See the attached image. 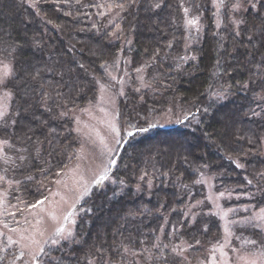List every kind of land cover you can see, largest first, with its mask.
<instances>
[{
  "label": "trees",
  "instance_id": "16d2710c",
  "mask_svg": "<svg viewBox=\"0 0 264 264\" xmlns=\"http://www.w3.org/2000/svg\"><path fill=\"white\" fill-rule=\"evenodd\" d=\"M238 2L233 10L237 0H225L219 16L213 0H0V63L15 74L8 116L20 111L15 128L0 129L14 145L1 154L9 163L0 159L11 204L49 195L81 144L76 112L96 102L109 72L128 80L120 125L147 129L125 138L110 179L78 206L72 242L52 250L60 264H173L174 245L195 257L218 243L220 218L197 205L201 176L235 202L264 208V0ZM109 5L114 12L101 16ZM185 7L195 8L198 31ZM257 234L249 227L242 236Z\"/></svg>",
  "mask_w": 264,
  "mask_h": 264
},
{
  "label": "snow or ice",
  "instance_id": "6c2138e0",
  "mask_svg": "<svg viewBox=\"0 0 264 264\" xmlns=\"http://www.w3.org/2000/svg\"><path fill=\"white\" fill-rule=\"evenodd\" d=\"M79 2V0H77ZM136 0H129V4H135ZM32 7L33 5H29ZM161 5L160 3H157L155 5L156 8H159ZM183 7V5H181ZM213 6L216 8L217 13L219 12L220 8L225 5V0H213ZM114 7L126 10V6L123 3L116 4ZM240 7L239 2L237 0V4L233 6V10H238ZM252 7H255V4L253 3ZM185 16L187 17L189 13L188 8H184ZM243 21H233V24L236 26V34L239 35V26L242 24ZM186 24L188 26H196L198 24V20L196 18L187 19ZM220 22L219 19H217V28H219ZM199 30V29H197ZM249 40H251V36H249ZM184 59H187L185 57ZM193 60H195V57H192ZM105 64H102L101 67H105ZM119 60L114 62L113 65L109 67H118ZM81 68L84 67L83 64L80 65ZM4 71L0 72V89H3L2 93H0V129H8L9 127L15 128L18 121L14 118L15 116L20 115V111L18 109H14V116L10 118L8 116L7 108H8V102L12 101L14 99L13 93L10 89V82L11 80L15 79V74L12 71L11 68H9L7 65L4 66ZM107 70V69H106ZM139 71V69H138ZM38 75V73L36 74ZM109 75L113 81H117V77L115 75H112L109 72ZM33 79H35V76H33ZM119 83V81H117ZM99 83V81H97ZM107 85H101V89H105ZM245 87H247V84H245ZM123 95V92L120 93ZM220 99L224 98V94L220 93L217 94ZM51 97L48 94L42 95V100L44 102L45 111H48L50 113L53 112L52 106H49L47 101ZM58 103V102H57ZM207 111V109H205ZM55 116V113H53ZM60 116L66 115V112H60ZM9 119H11V124H9ZM77 124H79V120L76 121ZM135 125L130 126V128H134ZM146 128H138L136 131H132L130 129L123 128L122 126H118L114 122L109 123V135L111 137V142L105 137L99 138V146H100V156H107V163H104L103 159L100 160L99 167L101 168L100 171L95 172L92 176L91 181L85 179V173L89 171V167L85 166L84 170H81V165L77 164L74 168H72L69 171H58L55 173L56 177L58 179L55 180V184L58 186H62L65 189H68V191H71L75 193L74 196H68L67 193H61L60 191L51 192V196L53 198L58 197L59 199H50L48 196L43 197V199H36L31 204L25 203V206L23 208L19 207L18 205H12V207L16 208V211H10L5 201H7V189L4 191H0V207L3 208V212H0V216H3L4 213H7V216H10L15 220V217L17 215V212L23 214L24 212H28L35 218V225L33 226V231L29 232L27 228H16V227H9L8 223L5 220L2 222L3 227L7 229L8 232L16 234L18 237L17 239H13L12 236H7V248H0V251L7 252L9 248H12L13 245H16L18 248V251L11 252V260L7 261V256H0V264H5V261H7V264H17V261H20L21 264H60L59 260L52 256V250L55 248L57 251L62 247L61 241L64 242H72L73 238V232L70 228H65V224L68 222L75 223V220L73 219L74 215L78 213L79 208L77 205L84 200L86 196H89L91 194V190L93 187H99L102 186L103 182L110 179V172L114 166L117 165V160L114 158L116 154L119 151V147L125 143V138L129 137H135L137 132L146 131ZM76 131H80L79 129H76ZM8 134V133H6ZM14 135V133H11ZM28 139H31V137H28ZM12 148L14 147L13 144H11L8 140H0V153H3L5 148ZM93 148L96 147V142H93L92 145ZM84 145L81 146V150L83 151ZM20 151V150H18ZM22 151L27 152L28 150L26 148L22 149ZM37 153H39V149H36ZM21 160L27 159L25 156L19 157ZM0 159H3V162L5 164L9 163V159L6 156H0ZM71 160V157H69ZM77 159L83 161L87 159V154L84 156H78ZM236 166L238 168H242L243 165L240 163H237ZM7 171V169H5ZM71 176L74 179V187L69 188L68 184L65 182L63 177ZM264 176V173L261 174ZM28 181H32L34 178L29 175L26 177ZM199 182V181H198ZM7 183L9 187L12 186L13 181L6 180L5 176L0 175V185H3ZM21 181L17 180L15 181L16 185H19ZM252 180H248V184H251ZM51 191V190H49ZM221 196L224 195V193H220ZM218 198L209 197L210 201L215 202V200ZM45 201H48V204H45ZM23 203V202H22ZM200 202H197L199 204ZM67 206L64 208V206ZM219 207V205H216ZM35 210V211H33ZM224 216H227L228 213L224 212ZM256 221H264V209H261L260 212L257 214L256 217H254ZM24 220L26 223H28V219L25 216ZM193 220H195V216H193ZM249 223H252V220L248 221ZM15 223L17 225L20 224L19 220H15ZM51 223L53 225L52 233L51 235H47L45 237V233L47 232V229H40L39 225ZM239 223V222H236ZM256 227H259V223L254 225ZM205 231H207V228L205 227ZM261 231H264V228L261 229ZM225 233L226 238L224 244H221L219 248L213 247L211 249V252L213 255L211 256V262L212 264H229V258H228V252L225 251V248L229 245L230 241L227 239V236L231 235V232L225 227ZM5 233L0 232V237H4ZM41 237V239H37V237ZM196 244H199V241H195ZM245 243H251L255 244V241H245ZM121 247H123L124 253H128L129 249L126 246H123L121 244ZM155 247L160 248V244H156ZM163 247H167V245H163ZM188 247H192L191 244L188 245ZM184 247L182 245H174L171 249V253L174 257L173 264H190V261L188 260V257L184 255ZM232 251H236L235 248L231 249ZM98 252H101L100 249H97ZM219 252V257L215 255L216 252ZM100 259L103 260V255L101 252ZM88 264H93L92 260L88 261ZM104 264H108V261H104ZM200 264H203V261L200 262ZM248 264H256V262L250 261Z\"/></svg>",
  "mask_w": 264,
  "mask_h": 264
},
{
  "label": "rangeland",
  "instance_id": "374dc122",
  "mask_svg": "<svg viewBox=\"0 0 264 264\" xmlns=\"http://www.w3.org/2000/svg\"><path fill=\"white\" fill-rule=\"evenodd\" d=\"M195 8H192L189 10V13L187 15V19L197 18L196 11H194ZM223 11V6L220 8L217 15L220 16ZM114 12V9L112 6H105L103 8V11L101 12L102 15L110 14ZM195 12V13H194ZM199 21L196 26H189L192 27L194 32L195 30L199 29ZM198 31V30H197ZM195 34V33H194ZM198 32L195 34L197 36ZM7 65L9 68H11V65L8 63H0V72H3L4 66ZM12 69V68H11ZM127 76H120L118 75L117 81L111 80L110 82H103L99 81L98 83V98L96 102L93 104H90L87 108L81 110L78 114L76 112V118L75 120H79V124L75 121V128L79 129L80 131H76L79 135V138L81 140V144L77 150V153L75 155V158L72 160V162L67 165V167L63 171H69L74 168L77 164L81 165V170L83 171L85 166L89 167V171L85 173V179L91 181L92 176L95 172H98L101 170L99 167L100 160L103 159L104 163H107V156H100V146H99V138L105 137L111 142V137L109 135V123L114 122L118 126L120 125V122L118 120V114H119V107H118V100L119 96H122L120 93L123 92V95L126 92V86L128 83V80H126ZM101 85H107L105 89H101ZM0 93H2V90L0 89ZM7 108V112H8ZM163 124H168L163 123ZM93 142H96V147L93 148ZM84 145L83 151L81 150V146ZM2 153H0V156ZM87 154V159L81 161L77 159L78 156H84ZM115 158V157H114ZM2 161V160H1ZM0 161V165H1ZM0 175H3L1 171L0 166ZM4 176V175H3ZM6 178V175H5ZM65 182L68 184L69 188H73L74 185V179L71 174L69 176L63 177ZM200 182L203 183L206 187V196L201 200L198 206L202 208L210 207V211L214 214H216L221 222L223 227V236L221 240H219L218 243L213 244L211 246H208L206 249L201 251L199 254L196 253L195 257L190 256L188 253H184L185 256L188 257V260L190 261V264H200L201 261H203V264H212L211 262V256L213 253L211 252V249L213 247L219 248L221 244H224L226 233H225V227L229 229L231 232L230 236H227V239L230 241L229 245L225 248V251L228 252V258H229V264H248L250 261H255L256 264H264V231H261L262 228H264V221H256L253 219L257 216V214L260 212L261 209H255L254 205L251 204H239L235 202L238 199V196H234L232 194H226L224 193L223 196L220 195V193L223 192H217L215 190V184L213 180H211L208 177L201 176ZM2 185H0V191H4L5 189H2ZM94 188V187H93ZM92 188V189H93ZM60 191L61 193H67L68 196H74L75 193L68 191V189L63 188L62 186H58L54 183V185L51 188V191L49 192L48 197L50 199H56L59 198H53L51 196V192ZM209 197L218 198L215 200V202L210 201ZM10 211H16V208L12 207V205H18L19 207L23 208L24 204L20 203H10V199L8 198L7 194V201H5ZM81 203V202H80ZM80 203L77 205V207L80 205ZM45 204H48V201H45ZM219 205L217 207L216 205ZM67 206L65 205L64 208ZM35 211V210H33ZM0 212H3V208L0 207ZM227 212L228 215L224 216L223 213ZM76 215H74L73 219L76 222ZM27 217L28 223L25 222L24 217ZM6 218V222L8 223L9 227H16V228H27L29 232L33 231V226L35 225V218L29 214L28 212H24L23 214L17 212V215L15 217V220H19L20 224L17 225L15 223V220H13L12 217L7 216V213L5 212L3 216H0V232H4V237H0V248H7V236H12V238L15 240L18 237L14 233H10L3 227V221ZM252 220V223H249L248 221ZM239 222V223H236ZM259 223V227H256V225ZM65 228H70L72 232L74 233L75 223L68 222L65 225ZM40 229H47V232L45 233V237L47 235H51L53 225L51 223H46L37 226ZM253 228L254 230H258V234L255 235V237H243V231L247 228ZM243 235V236H242ZM37 239H41V237H37ZM245 241H255L256 243L253 245L251 243H245ZM63 241H61L62 243ZM235 248L236 251H232L231 249ZM18 251V248L16 245H13L12 248H9L7 252L0 251V256H8L9 261L11 260V252ZM186 252V251H184ZM217 257H219V252L217 251L215 253ZM165 261L170 260L172 257H168L167 255L162 254ZM162 257V259H163ZM151 259H149L150 263ZM17 264H21L20 261H17ZM169 264V263H168Z\"/></svg>",
  "mask_w": 264,
  "mask_h": 264
}]
</instances>
